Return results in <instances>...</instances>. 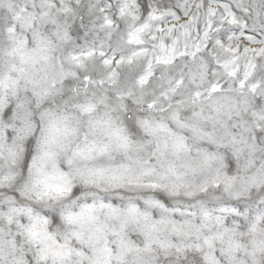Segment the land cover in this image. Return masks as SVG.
<instances>
[{"label": "snow or ice", "instance_id": "6c2138e0", "mask_svg": "<svg viewBox=\"0 0 264 264\" xmlns=\"http://www.w3.org/2000/svg\"><path fill=\"white\" fill-rule=\"evenodd\" d=\"M0 264H264V0H0Z\"/></svg>", "mask_w": 264, "mask_h": 264}]
</instances>
